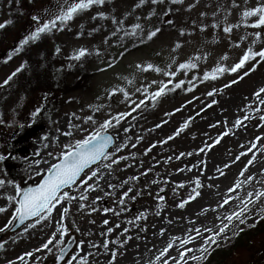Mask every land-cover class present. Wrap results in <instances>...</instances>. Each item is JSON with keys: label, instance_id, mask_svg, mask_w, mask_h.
Listing matches in <instances>:
<instances>
[{"label": "rangeland", "instance_id": "rangeland-1", "mask_svg": "<svg viewBox=\"0 0 264 264\" xmlns=\"http://www.w3.org/2000/svg\"><path fill=\"white\" fill-rule=\"evenodd\" d=\"M63 3L65 0H0V23L12 21L0 29V85L24 65L9 85L0 86V155L6 157L0 162V180L5 181L0 186V207L6 209L0 213V228L8 225L15 212V186L39 182L67 145L84 139L106 120L113 122L107 132L116 142L108 151L109 159L91 166L98 172L87 180L92 189L78 182L65 190L77 198L81 194L87 197L64 203L69 208L66 217L62 219L63 207L57 205L48 220L27 231L25 226L34 224L33 220L11 231L14 220L0 232L4 245L0 264H44L55 257L64 244L49 245L51 251L43 245L57 232L58 222L68 227V235L76 232L78 245L83 241L82 251L76 247L70 257L79 251L87 264H160L156 257L174 242L168 253V264H173L171 258L179 260L182 250L176 238L189 235L194 238L188 245L194 252L189 255H201L204 241L192 230L199 228L203 236L210 235L204 229L218 230V217L239 211L244 207L241 201L249 199L248 193L264 191V120L260 119L264 111H256L264 105L255 96L264 87V60L249 61L236 73L218 74L215 80L203 79L218 65L230 68L238 63L249 47L264 49V28L245 27L242 18L243 11L264 0H181L176 4L164 0L159 5L150 0L143 5L140 0H110L93 5L63 26L58 24L44 41L39 39L15 53L17 35L22 31L28 35L37 26L32 16L43 22ZM255 21L252 17L247 23ZM136 23L145 33L155 27L161 31L153 40L145 37L141 42L139 36L125 35ZM214 23L220 27L213 28ZM226 25L240 27L227 34L223 31ZM255 33H260L259 38ZM40 48H45L51 69L44 68L42 57L32 59L40 56ZM81 49L88 54L72 59ZM10 53L12 58L7 60ZM196 56L200 57L193 61L196 68L179 70V64ZM138 64H152L161 71H140L135 67ZM75 69L78 71L72 75ZM66 72L71 73L69 77ZM169 72L175 76L165 74ZM181 81L182 86L175 88ZM161 86L164 93L153 99ZM117 87L128 95H110ZM209 92L215 94L209 96ZM37 108L42 113L33 119ZM120 113L127 115L116 123L113 118ZM245 116L249 118L243 119ZM237 119L242 121L239 126ZM69 131L72 134L65 135ZM225 132L228 134L222 136ZM197 179L202 184L200 195L189 200ZM237 184L240 187L229 192ZM226 198L230 203L220 207ZM251 199L244 208L245 223L234 219L226 234L217 237L218 244L207 245L209 251L200 264L215 249L230 251L237 236L249 230L251 235L246 238H250L241 246L206 264H264V229L254 230L264 218V198L257 201L253 195ZM182 201L188 202L180 208ZM105 242H109L107 250ZM26 252L33 256L20 261ZM112 252L116 253L114 259ZM189 264L195 262L189 260Z\"/></svg>", "mask_w": 264, "mask_h": 264}, {"label": "snow or ice", "instance_id": "snow-or-ice-1", "mask_svg": "<svg viewBox=\"0 0 264 264\" xmlns=\"http://www.w3.org/2000/svg\"><path fill=\"white\" fill-rule=\"evenodd\" d=\"M151 4L153 5H159L164 2V0H150ZM181 0H171V3L176 4L180 3ZM11 3V0H10ZM105 0H71V2H67L65 0V3L58 5V10L50 15V18L44 20L41 22V18L38 16H32V20L36 22V28L34 31H32L30 34L26 35L22 40H20L18 46L13 50L15 53H20L23 48L28 45L30 42H35L40 39L41 34L51 32L54 28L57 27L59 24L60 26H63L67 21L73 19V17L80 12L86 11L90 9L93 5H104ZM145 3V0H140V5H143ZM140 5H137L138 7ZM103 16V14H100ZM167 15V13H166ZM255 17L256 21L252 24H248L247 21L249 18ZM242 18L244 21L245 27H252V28H264V4L259 5L252 9H247L243 11ZM114 23L123 24V21H116L113 20ZM12 23V21H7L6 23H0V29H3L7 26V24ZM167 23L171 24L172 21L168 20ZM213 28H219V24H213ZM240 25H226L223 28V31L227 34H230L234 28H238ZM205 27H202L201 30H205ZM62 30V28H61ZM119 31H123V28L118 29ZM161 29L159 27H155L153 30H149L145 33L144 28L140 23H136L132 31L125 32V35H132V36H139L141 39V42L146 39L148 41L153 40L159 33ZM184 33H181L183 35ZM255 36L259 38L260 33H255ZM177 48L181 47L180 44L176 45ZM59 51V50H58ZM88 54L87 49H81L77 54H75L72 59L79 60L82 57L86 56ZM12 58V54L10 53L7 57V60H10ZM257 58L260 60H264V49H261L259 51H254L251 47H249L244 55L240 58L239 62L231 66L230 68L225 67L223 65H218L214 69H212L211 73H205L203 76L204 80L212 79L215 80L217 78L218 74H223L225 72H232L236 73L239 69H241L247 62L254 61ZM200 57L196 56L193 58V60H189L185 63L179 64V70L182 71H189L191 69H194L197 67V64L194 63V60H199ZM226 59V57H225ZM7 60L5 62H7ZM111 66V65H110ZM140 71H156L160 72L161 69L159 67H156L152 64L145 65H136L135 66ZM24 68V65L22 64L20 68H17L15 72H13L11 75H9L4 81L3 85L0 86H6L9 85V83L13 80V78L22 71ZM166 75L170 77H174L175 73H165ZM247 75V72L245 73ZM124 79H127L126 77ZM131 83V81H129ZM184 82H178L174 85L175 88H180ZM232 83H236V81H233ZM191 90V89H189ZM165 89L163 86H161L155 93L152 94L153 99L156 97L161 96L164 93ZM117 92L123 93L125 96L128 95V93L125 91L124 88L117 87L114 88L113 91L110 93V95H115ZM214 92H209L208 95L212 96L214 95ZM255 96L258 98L259 104L264 105V87L260 88L258 92L255 93ZM143 103V101H141ZM139 107V105H137ZM256 111H264V109H256ZM41 112V109L37 108L33 113L32 117L35 119ZM126 113H120L117 117H114L113 119L116 121V123H119V120L121 117L126 116ZM248 116H245L243 119H248ZM261 120H264V115L260 116ZM88 120H92V117L89 116ZM242 121L241 119H237L236 125H241ZM113 126L112 120H106L103 124L100 125V127L92 132H90L84 139L77 140L74 145L69 144L66 146L65 151L61 153L59 157H57V163H53L48 169L47 174L44 175L41 179V181L36 184L35 186L31 187H23L21 188L19 185L15 186V192L17 199L15 200L16 208L15 212L13 214V217L11 220H9L8 225H11L14 220H18L19 224H25L26 220H33L34 224L32 225H26L25 231H27L28 227H34L36 224H40L41 221L48 220L53 211L56 209L57 205H60L63 207L64 203H70L71 201L75 199H79L80 201H84L87 199V197L83 194L80 195L79 198L71 195L68 191H65L66 189H70L73 185L79 183L85 184L87 188L92 189V185L87 184V180H91L93 177H96L98 172L96 170H92V165H99V163L102 160L109 159V147L113 144V139L110 135L107 134V129ZM23 127V126H22ZM184 127H187V123H185ZM183 129H180L177 131L176 135H179L180 131ZM71 131L66 132L65 135H71ZM228 133L225 132L222 134L227 135ZM217 138L214 143H219L220 139ZM173 137H169V139H172ZM46 139V137H45ZM259 139V138H257ZM206 147H210L207 146ZM255 147V145H253ZM150 150V149H149ZM205 149H200L201 152H203ZM245 153H241V155H244ZM183 155V154H182ZM191 155V153H189ZM6 157L4 155H0V162L4 161ZM239 159V157H237ZM255 157L253 156L252 160H249V164L253 163V160ZM116 160H113L112 163H116ZM106 167H111V165H106ZM227 167V165H225ZM89 170V172H86L85 170ZM83 174V177H82ZM243 174V173H242ZM135 179V178H134ZM248 179H252L249 177ZM5 184L4 180H0V186H3ZM180 187H183V185H180ZM202 187V184L199 179L195 181V188H193L194 195H191L189 197V200L195 199L197 196L200 195V192L198 191L199 188ZM240 185L237 184L235 187L229 189V192H235L237 188H239ZM129 192L131 189L128 190ZM125 196L128 195V193H124ZM255 196L256 200L259 201L261 198H264V191H257L255 193H248L249 199L247 201H241V203L244 205V207H241L239 211H234L233 213L226 215L224 217H218V219L221 220V226L216 230L215 232L211 228H205L204 232L210 233L208 236H203V233H201L199 228L193 229L197 236H201L204 245L200 247L199 251L201 255H189L190 253L194 252V249L191 247H188L189 244L193 243V237L191 235L188 236V238L180 239V246L182 250L179 252V260H176L175 258H171L173 260V264H189V260L195 262V264H200V262L205 258V255L208 253V247L207 245L212 244L216 245L218 244L217 237L221 235H225L227 229L231 226L232 222L235 220H239L240 224H244L245 220L242 218L244 216V208L247 207V204L252 203V196ZM135 197H133L134 199ZM11 199V198H10ZM160 199H163V197H160ZM188 201H182L178 206L180 208H183L185 206V203ZM121 204L124 203L123 200L120 201ZM230 203V199H225L223 201V204L220 205V207H223L226 204ZM85 207V205L82 203L81 208ZM95 210V209H93ZM6 209L3 207H0V213L5 212ZM105 212L109 211V209H104ZM69 213V208L63 207V217H66ZM139 218H143L142 216ZM105 224L108 223V221L104 222ZM8 225L5 226V228H0V232L5 231V229L8 227ZM57 232L53 233V235L47 240V242L43 245L44 249H48L49 245H53L54 247L57 245H63L65 243L64 237L68 235V227L62 225L61 222H58ZM109 232L112 231V229H108ZM127 231V230H125ZM57 233L59 234V240L56 239ZM163 234V230L161 232V235ZM55 241V244H54ZM69 243H75L74 239L70 240ZM108 243L105 242L103 247L107 250L108 249ZM4 247L3 244H0V249ZM78 249L82 251L83 248V241L80 242V244L77 246ZM93 247H97L96 245H93ZM175 247L174 242H169L168 246L164 248L160 255L156 257L157 261H160V264H168V253L171 249ZM39 251V249H37ZM65 254L66 249L64 247L59 248V255L57 256V264H61L65 260ZM90 255V254H89ZM113 259L116 256L115 252L111 253ZM25 256L32 257V252H26L24 255L20 256L18 259L20 261H24ZM163 258V259H162ZM87 264V260L85 257L79 255V251L72 255L69 259H67L66 264ZM9 264H13L12 261H9Z\"/></svg>", "mask_w": 264, "mask_h": 264}, {"label": "trees", "instance_id": "trees-1", "mask_svg": "<svg viewBox=\"0 0 264 264\" xmlns=\"http://www.w3.org/2000/svg\"><path fill=\"white\" fill-rule=\"evenodd\" d=\"M107 1H109L110 2V0H107ZM106 0H105V2H107ZM105 4V3H104ZM83 12H85V11H83ZM80 13H82V12H80ZM79 13V14H80ZM78 15V14H77ZM18 34V33H17ZM16 34V35H17ZM50 34V32H47V33H43V34H41V37H40V39L42 40V41H44V39H45V37L47 36V35H49ZM2 35H5V34H2ZM27 34L26 33H24L23 31L21 32V33H19L18 35H17V37L18 38H16V44L14 45L15 47H13V50L18 46V44H19V42H20V40H22L25 36H26ZM44 35V36H43ZM44 38V39H43ZM4 42H6V40H4ZM3 42V43H4ZM33 42H30L29 44H32ZM8 44V43H7ZM7 47V46H6ZM28 47V45H26L23 49L25 50L26 48ZM45 49V48H44ZM42 50L41 51V48L39 49V53H40V56L38 57V56H32V57H34V58H32V59H35L36 57L37 58H39V60L41 59V57L44 59L43 60V62H44V68L46 69H51V68H49V65H48V63H50V61H47L46 60V57H45V50ZM7 50L9 51L10 50V47H8L7 48ZM21 52H23V50L21 51ZM20 52V53H21ZM76 71H78L77 69H75V70H73L72 71V75H74V74H76L77 72ZM70 74L71 73H68V72H66L65 73V77H69L70 76ZM42 112H40V114H41ZM46 114V113H45ZM33 123V122H32ZM31 123V124H32ZM68 225H69V223H68ZM70 226V225H69ZM71 227V226H70ZM262 229H264V218H262L261 220H259L258 221V223H257V225H256V227L254 228V230H255V232H257V231H259V230H262ZM251 230H249V231H244V232H241L238 236H237V238H236V240H235V242H234V244L232 245V247H231V249H230V251L232 250V249H234L235 247H237V246H241L242 245V241L244 240V239H246V240H248L249 238H246V237H248V236H250L251 235ZM244 242V241H243ZM230 251H228V250H222V249H215L214 251H212L211 253H210V255H209V257L204 261V262H202L201 264H206L207 262H210V261H214V260H217V258H219V259H222L226 254H228Z\"/></svg>", "mask_w": 264, "mask_h": 264}, {"label": "water", "instance_id": "water-1", "mask_svg": "<svg viewBox=\"0 0 264 264\" xmlns=\"http://www.w3.org/2000/svg\"><path fill=\"white\" fill-rule=\"evenodd\" d=\"M107 134L110 135V136L112 137V139H113V144L109 147V149H108V151H109L110 149H112V148L114 147L116 140H115L114 135H113L111 132H107ZM57 162H58V161H57ZM57 162H56V163H57ZM46 174H47V172H46L44 175H46ZM41 179H42V178H41ZM40 181H41V180H40ZM40 181H39V182H40ZM39 182H37V183H34V182H33V183H28L27 185H24V186H22L21 188H23V187H31V186H35V185L38 184ZM29 221H31V220H26V221H25V224H26L27 222H29ZM25 224H22V225H21V224H19V221H18V220H15L13 226L11 227V231H16V230H18L20 227L24 226ZM72 239H74L75 243H69V241L72 240ZM78 241H79V239H78V236H77L76 232H75L74 230L71 231V232L69 233L68 238L66 239L64 245L62 246V247H64V248L66 249V254H65V260H64L63 262H61V264H65V263L67 262V259H69L71 253H72V252L74 251V249L77 247V245H78ZM58 255H59V251H58V253L56 254L55 257L48 259L44 264H57V256H58Z\"/></svg>", "mask_w": 264, "mask_h": 264}, {"label": "bare ground", "instance_id": "bare-ground-1", "mask_svg": "<svg viewBox=\"0 0 264 264\" xmlns=\"http://www.w3.org/2000/svg\"><path fill=\"white\" fill-rule=\"evenodd\" d=\"M92 170H94V169H92ZM89 175H90V172H89ZM82 177H83V175H82Z\"/></svg>", "mask_w": 264, "mask_h": 264}]
</instances>
